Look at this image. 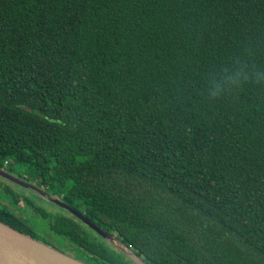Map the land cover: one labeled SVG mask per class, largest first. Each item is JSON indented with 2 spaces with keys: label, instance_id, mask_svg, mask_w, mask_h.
I'll return each mask as SVG.
<instances>
[{
  "label": "trees",
  "instance_id": "16d2710c",
  "mask_svg": "<svg viewBox=\"0 0 264 264\" xmlns=\"http://www.w3.org/2000/svg\"><path fill=\"white\" fill-rule=\"evenodd\" d=\"M5 159L148 264H264V0H0ZM11 197L9 225L133 264Z\"/></svg>",
  "mask_w": 264,
  "mask_h": 264
},
{
  "label": "water",
  "instance_id": "95a60500",
  "mask_svg": "<svg viewBox=\"0 0 264 264\" xmlns=\"http://www.w3.org/2000/svg\"><path fill=\"white\" fill-rule=\"evenodd\" d=\"M0 177L25 188H31L44 198L71 212L89 228L94 230L104 240L118 244L122 249H130L134 255L141 258V264H148L141 256L116 235L102 228L84 213L71 204L64 201L60 196L54 195L31 181L18 177L12 172L0 166ZM0 264H91L71 253L63 251L56 246L50 245L42 240L27 234L8 223L0 220Z\"/></svg>",
  "mask_w": 264,
  "mask_h": 264
},
{
  "label": "rangeland",
  "instance_id": "374dc122",
  "mask_svg": "<svg viewBox=\"0 0 264 264\" xmlns=\"http://www.w3.org/2000/svg\"><path fill=\"white\" fill-rule=\"evenodd\" d=\"M9 160L11 161V159ZM1 166L17 176H20L24 179L27 178L26 180L31 181L35 183L36 185L39 184L35 178L29 175L30 172L26 170V167L21 164L14 163L11 161L7 164L4 163ZM15 193H17V195H20L21 197L18 205H20L22 209H19L18 212L23 217V220L25 221L24 222L25 226L28 229L32 230L36 235H39L41 237L48 236V237L54 238L55 232L51 228L52 217L54 215H59V214L72 217V215H70L67 211H65V209H63L61 206H58L46 200L44 196L38 193L37 191L31 188H25V187H22L16 184L7 183L5 180L0 179V200L1 201L9 205H14V204L17 205V203L13 202V198L11 197ZM22 195L25 197L27 196L25 199H27L31 203H28L27 201H25ZM46 214H48V216H46ZM86 228H87L86 230L90 233L92 237L97 238L99 236L95 231H93L88 226H86ZM105 241L111 248H114L116 251L121 253L126 259L131 260L133 264H141V261H140L141 258L134 255V253L130 249L125 248V247H123L124 249H122L118 244H115L106 239ZM71 245H74V244H71ZM76 251L77 250L75 251L72 250L68 252L71 254H74ZM75 256L78 258L79 257L85 258V256L81 252H78V254Z\"/></svg>",
  "mask_w": 264,
  "mask_h": 264
},
{
  "label": "flooded vegetation",
  "instance_id": "af4514ba",
  "mask_svg": "<svg viewBox=\"0 0 264 264\" xmlns=\"http://www.w3.org/2000/svg\"><path fill=\"white\" fill-rule=\"evenodd\" d=\"M1 166V165H0ZM2 167V166H1ZM9 171V170H8ZM18 177H20V176H18ZM22 178V177H21ZM0 179H2V180H5L7 183H12V184H16V183H13L12 181H9V180H7V179H5V178H3V177H0ZM27 179V178H26ZM28 181V180H27ZM16 185H18V184H16ZM20 186V185H19ZM38 186H40L39 184H38ZM40 187H42V188H44L43 186H40ZM45 190H47L46 188H44ZM48 191V190H47ZM19 197H20V195H18ZM23 196V195H22ZM27 197V196H26ZM25 196H23V198L25 199L26 198ZM21 198V197H20ZM52 203V202H51ZM64 209V208H63ZM65 211H67L69 214H71V215H73L71 212H69L68 210H66L65 209ZM18 216H19V218L21 219V220H23V217L19 214V212H18ZM74 216V215H73ZM81 221V220H80ZM23 222H25L24 220H23ZM83 223V222H82ZM25 224V223H24ZM84 224V223H83ZM84 225H86V224H84ZM87 226V225H86ZM26 227V226H25ZM94 231V230H93ZM48 237V236H47ZM49 238V240L50 241H52V242H55V240H54V238H51V237H48ZM56 245V247L57 248H60V249H62L63 251H66V252H68V251H72V250H70L66 245H63V244H59L57 241H56V243H55ZM69 253V252H68ZM75 255H77L78 254V251H76L75 253H74ZM73 254V255H74ZM74 255V256H75ZM80 259H82V260H84V261H86V258H81V257H79ZM87 262V261H86Z\"/></svg>",
  "mask_w": 264,
  "mask_h": 264
},
{
  "label": "built area",
  "instance_id": "2783aa9c",
  "mask_svg": "<svg viewBox=\"0 0 264 264\" xmlns=\"http://www.w3.org/2000/svg\"><path fill=\"white\" fill-rule=\"evenodd\" d=\"M3 161H4L5 164H7V163L10 162L9 159H5V160H3Z\"/></svg>",
  "mask_w": 264,
  "mask_h": 264
}]
</instances>
